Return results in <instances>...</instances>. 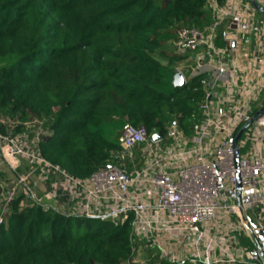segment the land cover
I'll list each match as a JSON object with an SVG mask.
<instances>
[{
  "label": "trees",
  "instance_id": "obj_1",
  "mask_svg": "<svg viewBox=\"0 0 264 264\" xmlns=\"http://www.w3.org/2000/svg\"><path fill=\"white\" fill-rule=\"evenodd\" d=\"M212 23L208 0H0L2 132L39 120L47 131L41 155L70 175L86 179L109 165L132 172L119 143L127 123L165 140L172 125L191 136L201 121L202 77L173 84L182 61L175 41L182 27ZM21 199L0 224V264L130 261L132 214L115 224L20 208Z\"/></svg>",
  "mask_w": 264,
  "mask_h": 264
},
{
  "label": "built area",
  "instance_id": "obj_2",
  "mask_svg": "<svg viewBox=\"0 0 264 264\" xmlns=\"http://www.w3.org/2000/svg\"><path fill=\"white\" fill-rule=\"evenodd\" d=\"M253 1L264 10V0H208L213 23L177 31L174 52L206 89L202 119L191 136L172 125L165 140L127 123L119 143L132 172L112 165L76 178L41 155L39 120L3 133L0 119V159L11 175L7 189L0 181V224L22 196L20 208L115 224L132 214L127 264H264V112L254 119L264 109V14ZM250 192L258 194L251 212Z\"/></svg>",
  "mask_w": 264,
  "mask_h": 264
},
{
  "label": "water",
  "instance_id": "obj_3",
  "mask_svg": "<svg viewBox=\"0 0 264 264\" xmlns=\"http://www.w3.org/2000/svg\"><path fill=\"white\" fill-rule=\"evenodd\" d=\"M253 4L255 5V7L262 13L264 14V10L255 2L253 1ZM173 84L174 86H177V87H181L183 85L186 84L185 82V77L183 75V73L178 70L176 71V73L174 74V77H173ZM264 112V109L260 110L259 112H257V114L254 116V119L257 118L259 115H261L262 113ZM247 127V126H246ZM244 127L237 135V140L239 139L240 135L242 134V132L244 131V129L246 128ZM153 139L154 140H159L161 139V136L160 134H154L153 136ZM237 158H238V154H237ZM113 167L112 165H109V168ZM262 246H259V250L261 251V256H262V259L264 260V238H262ZM258 245V244H257ZM262 247V248H261Z\"/></svg>",
  "mask_w": 264,
  "mask_h": 264
},
{
  "label": "rangeland",
  "instance_id": "obj_4",
  "mask_svg": "<svg viewBox=\"0 0 264 264\" xmlns=\"http://www.w3.org/2000/svg\"><path fill=\"white\" fill-rule=\"evenodd\" d=\"M171 50H172L171 46H170V47L168 46L167 48H165L164 51H166V52H170ZM158 58H159L164 64L167 63V60H166L163 56L159 55ZM187 64H188V63H186V62H179V63L175 64L176 71H178V70H180V71H185L186 76H189V73L186 71V70H187V67H188ZM0 172H3V174H5V176L3 177L4 180H3L2 182H4V185L6 186L4 189H7V187H8V186H7V185H8V181H6V180H7L6 178L9 177L10 172H9L7 166H6L5 164H3V162H2L1 159H0ZM6 174H7V177H6ZM10 176H11V175H10ZM38 190H39V189H38ZM37 192H39V191H37ZM85 224H86V223H84V225H85ZM84 225H83V226H84Z\"/></svg>",
  "mask_w": 264,
  "mask_h": 264
},
{
  "label": "crops",
  "instance_id": "obj_5",
  "mask_svg": "<svg viewBox=\"0 0 264 264\" xmlns=\"http://www.w3.org/2000/svg\"><path fill=\"white\" fill-rule=\"evenodd\" d=\"M187 66L188 67H187L186 71L189 73V76H186L185 71H181V72H183L185 74V76L189 78L191 75V69H190L188 64H187ZM257 198H258V194L255 192H252V193L250 192V194H248V196L243 197V201L247 203L248 208H250V209H248L250 212L252 209H255L254 207H255V202L257 201Z\"/></svg>",
  "mask_w": 264,
  "mask_h": 264
}]
</instances>
